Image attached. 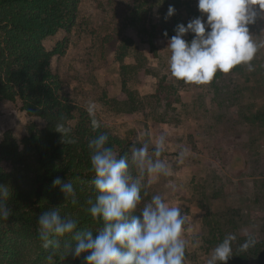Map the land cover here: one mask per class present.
I'll return each instance as SVG.
<instances>
[{
	"label": "rangeland",
	"instance_id": "1",
	"mask_svg": "<svg viewBox=\"0 0 264 264\" xmlns=\"http://www.w3.org/2000/svg\"><path fill=\"white\" fill-rule=\"evenodd\" d=\"M170 5L175 13L165 19ZM199 16L197 0H77L70 30H58L43 44L60 50L50 59L60 92L84 110L94 101L95 118L129 142L134 174L131 149L147 142L151 153L155 139L167 137L160 159L171 174L149 185L147 196L142 190L140 207L156 194L181 206L186 216L184 264H205L228 233L237 239L227 264H264V48L251 62L254 71L241 64L228 73L218 71L207 84L176 80L168 71L167 45L156 36L167 25L176 34L178 24L187 26ZM249 30L264 40V19L258 17ZM127 36L131 42L117 59ZM148 36H153L155 55ZM122 80L134 102L120 94ZM254 113L260 117L254 119ZM33 120L20 100L1 102L0 139L7 129L20 139ZM181 148L190 154L177 164ZM246 231L258 242L240 252Z\"/></svg>",
	"mask_w": 264,
	"mask_h": 264
},
{
	"label": "clouds",
	"instance_id": "2",
	"mask_svg": "<svg viewBox=\"0 0 264 264\" xmlns=\"http://www.w3.org/2000/svg\"><path fill=\"white\" fill-rule=\"evenodd\" d=\"M197 6L201 16L191 19L187 26L178 24L174 29L176 34L168 39L167 65L171 76L201 85L210 82L218 71L228 73L241 64L254 71L251 62L264 48V40L258 41L249 25L255 24L258 17L264 19V0H197ZM174 13L175 8L170 5L165 19ZM187 33L194 34L191 40L184 38ZM86 110L92 128H99L95 102L89 101ZM55 130L62 134L63 141L76 143L69 137L71 129L63 123H57ZM108 139L107 134H99L88 142L91 171L95 174L91 181L95 198L88 199L86 211L94 220H102L104 227L93 238L91 231L78 230L77 219L62 216L59 208L45 211L37 223L41 246L50 252L48 264H54L53 255L58 252H61L60 258L90 253L84 257L86 264H184L186 216L181 206L170 205L162 195L156 194L140 207L142 190L161 176L171 174L169 164L160 159L167 137L159 135L151 153L147 142L131 149L134 177L127 158L118 157L107 146ZM189 154V149L181 148L177 164H183ZM53 184L61 185V180L57 178ZM61 192L65 200L71 198L72 203L76 202L72 183L64 184ZM143 194L148 195L146 190ZM9 195L8 187L0 185V219L3 220L10 215L5 203ZM69 234L71 240H64L62 244L61 238ZM244 235L240 252H247L258 242L254 234L246 231ZM236 239L234 234L228 233L212 249L205 264H227L234 254L232 245Z\"/></svg>",
	"mask_w": 264,
	"mask_h": 264
},
{
	"label": "trees",
	"instance_id": "3",
	"mask_svg": "<svg viewBox=\"0 0 264 264\" xmlns=\"http://www.w3.org/2000/svg\"><path fill=\"white\" fill-rule=\"evenodd\" d=\"M76 12L77 0H0V103L18 99L26 116L34 119L26 124V134L20 139L9 129L0 139V185L8 187L10 194L5 201L10 215L7 220L0 219V264L45 261L50 252L41 246L37 221L52 208L77 219L78 230L91 231L93 238L103 229L102 220H94L86 211L88 199L95 198L89 140L107 134V146L130 163L129 142L101 123L94 130L89 113L60 92L61 80L50 70V59L60 50L57 46L46 49L43 40L58 30L69 31ZM168 28L156 36L166 45L175 35ZM147 40L155 55L153 36ZM130 42L131 36L121 40L117 59H122ZM120 94L134 102L125 80ZM254 117L260 116L254 113ZM57 123L71 129L69 137L76 143L63 141L55 130ZM129 171L134 177L132 169ZM57 178L61 185L54 186ZM68 183L75 188V203L71 198L65 200L61 192ZM64 240L70 241L71 235L62 237V244ZM89 254L60 258L58 252L53 259L55 264H86L84 257Z\"/></svg>",
	"mask_w": 264,
	"mask_h": 264
}]
</instances>
